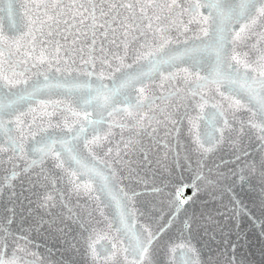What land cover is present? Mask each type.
Listing matches in <instances>:
<instances>
[{"label":"snow or ice","instance_id":"6c2138e0","mask_svg":"<svg viewBox=\"0 0 264 264\" xmlns=\"http://www.w3.org/2000/svg\"><path fill=\"white\" fill-rule=\"evenodd\" d=\"M245 196L264 217V0H0V264H49L34 236L51 264H238Z\"/></svg>","mask_w":264,"mask_h":264},{"label":"water","instance_id":"95a60500","mask_svg":"<svg viewBox=\"0 0 264 264\" xmlns=\"http://www.w3.org/2000/svg\"><path fill=\"white\" fill-rule=\"evenodd\" d=\"M219 155L217 154V157L215 158L217 163L219 162ZM209 165H211V161L208 162ZM205 174H207V168H205ZM185 176L187 177V184L189 185L186 189H184V194L191 196L195 189L191 187V184L193 180H195V173L194 172H186ZM200 187L201 191L196 193V198L194 203H191L188 205L189 208V213L192 214L194 213L197 218H200L201 213L204 214L205 220L201 221V223L206 222V218L208 215H212L215 217L217 220H219L221 223H223V217H217L215 213V209L218 207V204L216 201L212 199V196L209 194V192L204 191V183L202 181H196ZM140 191L141 189H137ZM239 190V189H238ZM152 194H147V195H141L139 197L140 200H148V199H153ZM245 203L248 204L249 208L253 209V213L255 217H257V225L259 224L260 220H264V217L260 215V211L258 207L253 206V204L250 202L249 198L247 196L244 197ZM252 224L251 221H249L247 218H242L241 222V228H240V233H241V239L239 240V247L237 248L236 251V259L239 264V261L245 257H247L248 264H264L262 262V256H261V247L264 245V238H261L260 236V228ZM27 226V225H25ZM15 228L16 225H13ZM228 227L232 228L233 230L235 229V223L230 221L228 223ZM175 231V229H173ZM209 236L212 234V227L209 226ZM195 239L193 240V243L196 244L198 248H201L202 251V258L204 260L209 259V251L207 247H204V242L208 241L209 236H204L203 235V228L200 229L199 232L195 233ZM217 238L219 239V233L217 232ZM34 239L37 240L41 244V247L37 249H33V251H38V255L36 257L37 260L41 259L42 257L48 258L49 264H51L52 260L58 259L59 258V253L55 252V249H53L54 254L49 257V253L47 249L43 246L44 241L40 238H36L34 236ZM230 240L235 241L236 236L235 234L231 235L229 237ZM211 246L213 249H215L216 244L215 242H210ZM223 248V245L221 244L220 246ZM229 253L231 252V248L229 247ZM213 256H215V252L212 253Z\"/></svg>","mask_w":264,"mask_h":264}]
</instances>
